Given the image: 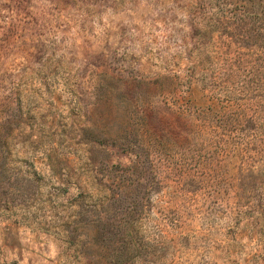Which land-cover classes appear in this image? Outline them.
<instances>
[{
	"label": "rangeland",
	"instance_id": "rangeland-1",
	"mask_svg": "<svg viewBox=\"0 0 264 264\" xmlns=\"http://www.w3.org/2000/svg\"><path fill=\"white\" fill-rule=\"evenodd\" d=\"M0 264H264V0H0Z\"/></svg>",
	"mask_w": 264,
	"mask_h": 264
},
{
	"label": "trees",
	"instance_id": "trees-1",
	"mask_svg": "<svg viewBox=\"0 0 264 264\" xmlns=\"http://www.w3.org/2000/svg\"><path fill=\"white\" fill-rule=\"evenodd\" d=\"M219 118H223V116H219V115H218V120H219ZM221 124H222V122H220V124L218 125V127H219V128H221V127H222V125H221Z\"/></svg>",
	"mask_w": 264,
	"mask_h": 264
}]
</instances>
